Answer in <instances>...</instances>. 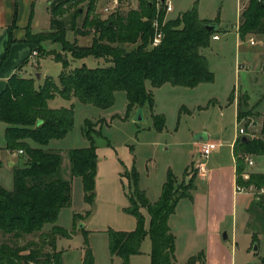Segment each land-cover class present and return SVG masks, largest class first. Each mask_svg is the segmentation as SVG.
<instances>
[{"label":"trees","instance_id":"1","mask_svg":"<svg viewBox=\"0 0 264 264\" xmlns=\"http://www.w3.org/2000/svg\"><path fill=\"white\" fill-rule=\"evenodd\" d=\"M70 1L73 0H53L49 5L50 32L33 34L27 31V40L35 43L39 49L42 48L41 41L50 37L52 41L61 43L64 53L49 52L63 65L57 81L51 76L37 81L34 76L24 77L15 72L0 92V121L6 123L5 148L22 150L27 156L21 166L13 168L12 189L0 185L2 235L16 237L18 233L42 231L48 223L53 224L49 231L53 237H69L73 233V229L67 230L55 225L60 210L71 204L72 182L59 177L62 154L59 150L47 148V145L51 140L63 138L73 125L72 106L52 108L48 105V101L56 94L64 99L74 97L82 103L106 109L113 104L114 93L121 90L125 92L128 112L145 103L152 106V94L146 88V81L153 87L164 83L194 87L198 83L213 80V73L200 52V48L209 45L213 32L204 27L210 21L199 19L195 7L174 18H167L162 27L163 38L160 44L151 47V20L155 16L152 3L141 0L137 9L102 18L95 13L97 0H87L82 26L93 29L96 35L89 45H78L64 39L67 27L59 18L62 6ZM82 10L83 7L75 9V15L80 16ZM93 11V18L89 19ZM162 17L161 12L159 19L162 20ZM70 26H75L74 21H71ZM238 34L241 39L250 34H264V0H248L247 6L240 13ZM67 53L73 59L84 60L88 56L102 58L107 65L88 67L82 64L67 69ZM261 69L264 72V60ZM250 114L254 116L250 111H237V119H245V130L248 128ZM153 119V125L161 129L164 117L153 115ZM90 124V119L84 120L83 132L89 145L70 148L67 155L71 176L81 179L84 199L93 204L98 156L97 146L87 129ZM259 133L258 137H247V141L238 139L233 146L236 183L252 185L257 190L264 189V172L250 171L248 179H243L242 174L247 173L243 157L248 154H264V113ZM192 165L185 169L184 175L188 178L183 185H176V177L168 170L161 194L155 201H149L139 188L138 173L134 168L123 171L122 176L128 181V206L124 211L135 217L136 227L129 231L113 228L106 230L111 256H118L122 264H129L130 256L141 252V242L148 236L151 241V264H173L174 236L168 218L179 199L191 197L198 170L194 166L189 173ZM252 205L264 214V193L254 196ZM141 207L146 208L150 216L148 229L144 228ZM253 239L257 241L255 234ZM54 244L55 241H51V247ZM30 245V242L22 246L2 242L0 264H63L61 251L40 254ZM84 245L82 264H94L87 240ZM26 249H29L28 252L22 254Z\"/></svg>","mask_w":264,"mask_h":264},{"label":"rangeland","instance_id":"2","mask_svg":"<svg viewBox=\"0 0 264 264\" xmlns=\"http://www.w3.org/2000/svg\"><path fill=\"white\" fill-rule=\"evenodd\" d=\"M86 3L87 0L70 1L62 6L59 14V18L66 23L67 27L64 39L78 45H89L96 35L93 29L82 26ZM46 4L42 2L43 6ZM247 4L248 0H243L241 11ZM79 7H83V13L76 16L75 9ZM95 13L102 18H106V16L99 14L97 9H95ZM93 14L94 11L89 14V19L93 18ZM227 14L226 20L220 23L218 30L214 31L217 38H210L209 45L200 48L201 54L206 57L209 70L214 73L212 82H203L197 87L191 88L170 83L153 87L149 81H146V88L152 94V106L145 103L142 106L133 107L129 112H126L125 92L121 90L114 93L113 104L106 109L82 103L72 98L69 100L64 99L58 94L50 100L51 107H73V125L71 129L63 138L54 139L50 142V146L59 150L62 154L60 166L62 172H64L68 162L67 150L89 145V140L83 130L84 120L90 119L91 124L87 129L90 130L95 145L100 147L98 154L101 158V167L107 173V175L105 174L106 180L102 181L100 185L102 198L99 201L96 219L93 223L103 228V231L85 232L77 229L78 223L72 225V211L70 209L65 208L60 216L59 224L67 230L74 229L77 231L72 237L61 239L65 248L70 247V250L64 254V264H79L78 247L85 240L90 245L93 244L95 252L100 258L105 257L101 247H105L103 241H108L106 230L124 225L125 219L130 217L124 211V207L122 208L123 205H118L119 198L125 197L120 184L116 178L114 179L115 169L121 168L120 159L129 169L133 166L136 171L140 172L142 183L147 186L151 194L155 190L157 192L168 170L173 173L177 180H181L186 166L191 161H206L208 167L214 163H229L231 160L230 150L224 141L233 137L239 125L237 124L235 105L228 103V96L232 91L236 94L242 92L243 88L248 89L252 99L261 100L257 108L253 106H249V108L241 107L243 112L250 111L254 113V116L250 114L254 120L248 126L247 134L244 136L255 138L260 135L262 120L260 112H264V72L258 70L255 66L257 64V67L260 68L264 60V34H250L245 39H239L235 32V25L238 20L237 14L233 8H230ZM172 15L175 14L172 13ZM43 21L42 17L41 27L37 29L35 27V31H32L33 34H36L34 32L41 33L47 30V26ZM71 21L75 23L73 28L70 26ZM248 37H252L254 44L249 43ZM40 45L42 47L40 49L37 46L35 47L36 54L34 56L38 58L36 65L30 62L26 70L33 73L30 77H33L35 72L42 71L46 76H51L57 81L60 72L63 70V65L60 60L53 58V55L49 52L64 53L61 43L52 41L50 37L42 40ZM132 46H129V48ZM256 56L257 58H255ZM66 58L67 69L82 64H86L88 67L107 65L104 59L93 56L80 60L73 59L67 53ZM245 60L249 62L246 69L240 67ZM19 74L21 75V73ZM256 109L260 112H257ZM153 114L164 117V125L161 129L153 125ZM244 123L242 122L243 126ZM5 127L6 123L0 121V183L5 188L12 189L13 168L7 162V159H9L8 152L15 153L13 158L19 163L16 167L21 166L26 161L27 156L24 152L20 153L18 150L5 148ZM208 133L211 134V139L219 140L221 146L205 159L196 151L198 147L194 144V141L201 136L205 137ZM248 156L256 163L255 166H252V169L264 172V154H248ZM194 165L193 163L189 168V173L192 172ZM244 165L245 171L249 173L251 171L250 166L246 163ZM110 178H112V181ZM184 182L186 181L178 182L177 185H183ZM77 185H81V179L74 177V191L77 190ZM77 194L76 192L74 198L75 206H78L80 202L82 203V200L79 201ZM249 195L251 194L238 196L237 207L232 212L226 211L224 224L228 228L225 231L229 233V239L224 241H233L232 222H234L236 228V241H249V235L244 230L249 225L255 231H259L256 235L260 241H264L263 233H261V229L264 227V214L258 207L253 209L245 203V199L248 200ZM256 195L253 194V197ZM56 238L57 236L53 237L49 231H35L29 234L18 233L16 237L9 234H0V244L7 242L10 245L22 246L30 242L32 243L30 246L40 251V254L53 253L55 249H51L50 246L51 241H55ZM188 239L199 242L208 241L204 235H192L188 238L187 235H184V232H179V247L183 245L182 241H188ZM144 241H150L148 236L145 237ZM28 250L26 249L21 253L25 254ZM29 264L34 263L29 262ZM105 264H107V260Z\"/></svg>","mask_w":264,"mask_h":264},{"label":"crops","instance_id":"3","mask_svg":"<svg viewBox=\"0 0 264 264\" xmlns=\"http://www.w3.org/2000/svg\"><path fill=\"white\" fill-rule=\"evenodd\" d=\"M42 2L45 1L0 0V92L3 90L8 78L13 73L15 72L21 73V75L24 77H30L33 74L31 72H28L26 69L30 62H33V65H36L35 63L38 58L35 57L34 55L32 56V52L34 51L33 49H35L37 45L27 40V31L33 33L32 31L33 30L35 31V27L36 29L38 27H41L40 25H41L42 17L44 20L43 23L45 22L47 26L46 28L47 30L42 32L51 31L49 25V19H50L49 5L46 4L45 6H43ZM171 5H172V10L171 12L168 13L167 18H174L180 15L181 13L185 12L186 10L195 7L199 19L207 22L208 21L215 22L217 25L216 30L219 29L220 23L226 20V17L228 15L227 13L230 10V8H233L234 12L237 14L238 17L237 23L235 25L236 36L239 39H241L238 34V21L242 7L241 0H171ZM42 6L44 7V9L42 8ZM45 9L47 10V12ZM172 13L175 15H172ZM44 16H46L45 19ZM213 36H215L214 32L211 38H213ZM255 58H257V56ZM248 64L249 62L245 60L242 62V66L240 67L246 69L248 68ZM207 66H208V62H207ZM255 67L258 70L262 71L261 67L260 68L257 67V64ZM33 72H35V70H33ZM40 72L42 78H44L46 74L42 71ZM213 79H214V73H213ZM199 84L200 83H198L194 87H197ZM72 99L77 100L74 97H72ZM50 100L48 101L49 106H50L49 104ZM240 101H241V106H239ZM260 101H261L260 99L258 100L252 99L250 94L248 93L247 88H243L242 92H238L237 94L233 93L232 91V93L228 96V103L230 104L233 103L235 105L236 119H237L238 109H241V107L249 108V106H253L257 108L259 107L258 105ZM52 108H57V107L54 106ZM256 110L257 112H260L258 109ZM260 113L263 114L264 112H260ZM153 115H158V114H153ZM241 137L242 136L239 137L237 135V132L235 131L233 137L230 140L224 141L228 145V148L230 150L231 160L229 163H221V162L214 163L208 167V163L206 161L203 162L197 160L191 161V163L195 164L194 166L198 167L197 175L194 180V188L191 191V197L179 199L175 206L174 212L168 218L169 228L174 236L173 264H264V241L259 240L258 236L256 235V233H258L259 231L258 232L255 231L253 227H251L250 225L246 226L244 229L247 235H249V241H242V242L236 241V230H235L236 228L234 226V222H232L233 241H224L226 239H229V233H226L225 231V229L227 230L228 228H226V225L224 224L226 211L232 212L234 208L237 207L238 196L241 195L246 196V194H248V193H244V194L237 193L235 191L236 161L233 153V146L238 139H241ZM203 141H212L218 143V147L214 151L218 150V148L221 146V142L219 140L216 141L211 139V134L208 133L207 135H205V137L201 136L198 138V140L194 141V144L198 147L196 151L199 153H200L201 143ZM50 142L47 145V148L55 149L50 146ZM30 143L33 144L32 142ZM99 149L100 147L97 146L96 153L98 156V164H97V173L95 177V198L93 204H89L84 199L82 181H81V185H77V190L75 189L74 191V177L71 176L68 162L66 163L64 172H62V170L60 169L59 177L65 180H71L72 182L71 204L70 206L64 207L60 210L55 225L63 227L61 224H59L60 222L59 219L61 214L64 212L63 210L66 208L72 211V225H76V223H78V228L76 226L77 229H80L85 232L104 230L103 228H100L96 224H93L95 222L94 220L96 219V212L98 209L99 201L102 198L100 192V185L102 181L106 180L105 174L107 175L106 171H104L101 167V158L99 157L98 154ZM4 150L7 151L6 149ZM8 153H9V159H7V162L11 168H14L18 163L13 158V154L15 153H11V152ZM0 157H1V151H0ZM191 163L188 164L186 168H188L191 165ZM120 164H121V168L115 169L116 171H114V179L116 178L117 182L120 184V188H122L121 190L124 192V196H125L121 199L119 198L118 205L121 206L123 205L122 208L123 207L125 208L128 206V199L126 196L128 189V181L126 177L122 176V173L124 170H129V168L125 163H123L121 159H120ZM255 164L256 163L253 160V164L250 165L251 168L250 170L254 172H260L252 169V166H255ZM131 168L134 167L132 166ZM137 173H138L139 188L144 191L149 201L157 200L161 194L162 184L164 183L165 179L162 182V184L159 186L157 192L155 190L153 191V194H151L149 193L147 186H145L142 183L140 172L137 171ZM248 176H249L248 172L242 174L243 179H248ZM187 178L188 177L185 175L181 180H177L176 178V185L178 184V182H181L183 180L187 181ZM110 180L112 181V178H110ZM0 185L3 186L1 183ZM76 192L78 193L77 197L79 201L82 200V203L80 202L78 206H75L74 204L75 202L74 198ZM250 194L252 196L249 195L248 200L245 199L246 201L245 203L249 204V207L255 209L256 206L252 205L253 194L252 193ZM88 211L89 213L86 214ZM140 211L144 217V228L148 229L150 216L146 208L141 207ZM126 214L130 217H127L125 219L126 220L125 224L118 225L116 226V228L113 227V229L129 231L136 227L135 217L127 212ZM75 215H77L76 218ZM79 224H81L82 227H79ZM52 226L53 224L50 223L45 224L42 228V231L48 232L50 231ZM261 231H262L261 233H263L264 236V227L261 229ZM76 232L77 231L73 229V233L69 237L75 235ZM179 232H184V235H187L188 238L189 236L192 235H200V236L204 235L207 237L208 241L199 242L188 239V241H182L183 245L179 247V241H178ZM223 233H226L227 235L226 239H223L222 237ZM253 234L257 236V241L253 239ZM62 238H67V237L57 236V238L55 239L54 246L53 247L50 246V247L53 250L55 249L57 251H61L62 261L64 264V254L65 252L70 250V247L67 246V248H65L63 241H61ZM144 239L140 245L141 252L139 254L131 255L129 259V264H151V257H150L151 241H144ZM84 242L85 241H83L82 245L78 247L79 264H82V258L85 247ZM254 243L257 244V250L253 249ZM103 244L105 247L104 248L101 247V250L102 253L105 254V257L103 256V258H100L96 254L93 244L91 243L90 245L88 243L89 247L92 250V254L94 257V264H102V262H104L105 264L106 260H107V264H122V260L120 257L111 256L109 252L108 241H103Z\"/></svg>","mask_w":264,"mask_h":264},{"label":"built area","instance_id":"4","mask_svg":"<svg viewBox=\"0 0 264 264\" xmlns=\"http://www.w3.org/2000/svg\"><path fill=\"white\" fill-rule=\"evenodd\" d=\"M48 5H50L53 0H43ZM141 0H97L96 2V9L99 14L104 16H109L111 14L123 13L130 9H137ZM154 5L155 8V16L151 20V26L153 29V34L150 40V46L154 47L160 44L163 38V24L167 19V15L172 10L171 0H145ZM163 13L162 20H160V13ZM213 38H217V36H213ZM249 43L254 44V40L252 37H249ZM36 52H32V56L35 55ZM253 118L250 117L248 122V126L253 122ZM242 122H245V119H237L238 129L237 135L244 136L247 134V130H245ZM218 147V143L212 141H203L201 143L200 154L202 157L207 159L212 152ZM22 153V150H19ZM244 163L248 164L249 166L253 164V159L250 158L248 155H244L243 157ZM235 191L237 193H252V194H260L264 193V189L257 190L252 185L249 186H242L240 184L235 185Z\"/></svg>","mask_w":264,"mask_h":264},{"label":"water","instance_id":"5","mask_svg":"<svg viewBox=\"0 0 264 264\" xmlns=\"http://www.w3.org/2000/svg\"><path fill=\"white\" fill-rule=\"evenodd\" d=\"M80 11H81V9H80ZM204 27H205L208 31H210V32H214V31L216 30V28H217V25H216L215 22H209V23H205V24H204ZM33 76L35 77V79H36L37 81H40V79H41V72H35ZM197 140H198V139H197ZM247 140H248V138H247L246 136H242V137H241V141H247ZM79 227H82V225L79 224ZM222 237H223V239H226V237H227L226 233H223ZM253 249H254V250H257V244H256V243H254V245H253Z\"/></svg>","mask_w":264,"mask_h":264}]
</instances>
